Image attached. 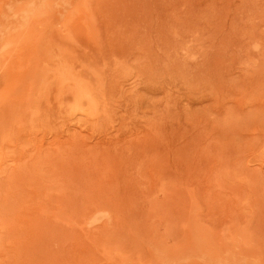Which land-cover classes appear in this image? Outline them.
I'll return each instance as SVG.
<instances>
[{"label": "rangeland", "instance_id": "374dc122", "mask_svg": "<svg viewBox=\"0 0 264 264\" xmlns=\"http://www.w3.org/2000/svg\"><path fill=\"white\" fill-rule=\"evenodd\" d=\"M0 264H264V0H0Z\"/></svg>", "mask_w": 264, "mask_h": 264}]
</instances>
